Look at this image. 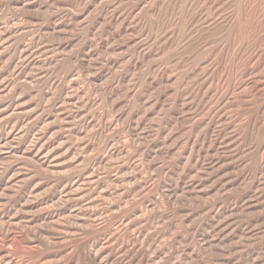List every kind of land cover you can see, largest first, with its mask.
<instances>
[{
    "label": "rangeland",
    "instance_id": "374dc122",
    "mask_svg": "<svg viewBox=\"0 0 264 264\" xmlns=\"http://www.w3.org/2000/svg\"><path fill=\"white\" fill-rule=\"evenodd\" d=\"M0 264H264V0H0Z\"/></svg>",
    "mask_w": 264,
    "mask_h": 264
}]
</instances>
